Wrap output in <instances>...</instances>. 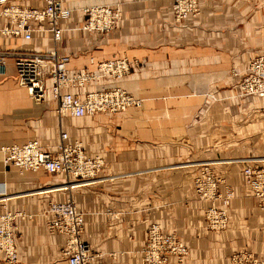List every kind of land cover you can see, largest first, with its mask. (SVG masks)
<instances>
[{"label":"crops","instance_id":"crops-1","mask_svg":"<svg viewBox=\"0 0 264 264\" xmlns=\"http://www.w3.org/2000/svg\"><path fill=\"white\" fill-rule=\"evenodd\" d=\"M57 1L70 9L55 44L58 53L68 55L66 67L92 69L111 57L132 60L128 74L107 86L122 87L140 103L122 111L58 118L50 94L34 103L15 86L12 60L5 59L0 148L36 139L48 149L62 130L81 143L87 156L103 160L93 182L52 190L62 177L4 166L0 150V190L15 214L16 264H67L59 256L61 238L46 230L49 215L43 213L48 201L66 196L83 214L80 236L93 254L91 264H141L149 224L184 245L180 257L169 255L164 264H230V257L242 252L264 262V217L242 184V164L226 161L264 158V97L245 109L247 124H237L239 114L230 117L229 108L217 99L223 94L220 88L233 86L246 60L264 52V0H198V12L180 22L173 21L170 0ZM6 3L39 8L44 2ZM94 4L120 10L111 32L79 29L82 8ZM9 25L0 16V28ZM53 46L46 31L33 32L28 41L0 33V50L6 52H43ZM210 93L218 97L208 100ZM181 157L220 159L213 167L223 178L219 187H229L234 195L225 206L192 198L197 169L172 164ZM210 206L225 211L222 228L206 225L204 213Z\"/></svg>","mask_w":264,"mask_h":264},{"label":"built area","instance_id":"built-area-1","mask_svg":"<svg viewBox=\"0 0 264 264\" xmlns=\"http://www.w3.org/2000/svg\"><path fill=\"white\" fill-rule=\"evenodd\" d=\"M43 2L39 8H29L0 0V16L11 24L0 28L2 35L28 41L33 32L46 31L54 44L51 49L43 52L29 49L14 52L0 50V72L5 59L11 58L14 68L12 81L15 86L24 89L27 98L34 103L44 101L47 93L50 94L56 103L55 113L58 118L63 116L82 118L96 113L137 107L140 103L138 98L131 96L122 87L107 86L124 78L133 61L125 57H111L96 62L92 69H68L66 67L68 55L58 53L55 44L60 39L61 23L70 16V9L62 6L57 0ZM170 6L175 22L184 20L197 10L195 0H172ZM118 12L117 8L106 4L86 6L82 8L83 20L79 29L98 34L106 33L115 26ZM45 66L51 68L45 70ZM241 75L243 78L239 88L242 90L244 88L243 96L263 98L264 55L248 58ZM0 150L4 166H14L19 172L41 169L47 174L62 177L63 180L52 190H68L93 182L96 172L103 164L99 156H87L81 143L69 140L62 130L59 131L57 141L48 149L38 140L30 139L19 145L1 147ZM235 161L242 164L240 170L242 184L264 217V158L251 156L230 160ZM221 183L222 179L219 176L217 178L212 176L206 168L194 180L196 190L202 191L204 196L201 199L219 201L221 206H225L230 199L229 193L220 199L210 197V192ZM6 199L4 190H0V261L4 264H16L18 256L13 224L15 214L7 209ZM43 213L49 215L44 222L46 230L61 238L59 256L67 264H91L93 254L80 236L83 214L76 208L71 197L48 201ZM16 216L21 215L17 213ZM204 218L209 228H222L227 219L223 208L215 206L207 208ZM141 252V264H164L169 255L180 257L185 249L173 234L162 233L157 224H149ZM244 262L264 264L262 260L252 257L249 253H235L230 257V264Z\"/></svg>","mask_w":264,"mask_h":264},{"label":"rangeland","instance_id":"rangeland-1","mask_svg":"<svg viewBox=\"0 0 264 264\" xmlns=\"http://www.w3.org/2000/svg\"><path fill=\"white\" fill-rule=\"evenodd\" d=\"M172 3V0H170V5ZM195 3H196V6H197V10L194 12L197 13L198 12V0H195ZM112 7V6H111ZM171 7V6H169ZM116 8V7H114ZM170 9V8H169ZM118 14H117V19H116V23H115V26L109 30L108 32L106 33H103V34H100V35H104V34H107L109 32H111L115 27H116V24H117V21L119 20L120 16H121V13H120V10L118 9ZM171 13V11H170ZM173 13H171L172 15ZM81 27V26H80ZM83 32H87V31H84V30H81ZM90 32V31H89ZM256 55H264V52L262 53H259V54H256ZM255 56V55H253ZM252 57V56H251ZM244 70V68H243ZM241 70V71H243ZM242 72L240 74L238 73H235V77H238L236 78L233 86L232 85H226L225 87H222L220 88L218 91L220 90H223V94H221V97L217 98L221 101L222 105H224L226 108H229L227 111L228 113H230V117L233 118V115L234 113L236 112L237 114H239V117L238 119L236 120V123L239 124V122L241 121L242 123L244 122L245 124H247V121H248V118H249V111L245 110L247 109L251 103H258V102H261L263 101L262 98H252V96H243L245 94L244 92V88L243 90L239 88V85H240V82L242 81V78H243V75H241ZM241 75V76H240ZM239 79V80H238ZM243 87V85H242ZM241 92V94H240ZM215 97H218L216 96L214 93H210L209 96H208V100L212 99V98H215ZM264 99V98H263ZM216 100V99H214ZM234 109V111L232 110ZM199 118V117H197ZM200 119V118H199ZM197 119V120H199ZM240 122V123H241ZM247 128V127H246ZM231 130H233L234 128L233 127H230ZM261 129L263 130L264 127H261ZM236 130H240V129H237ZM247 129H245L244 131H241L242 133H247ZM232 158H227L226 161H228L229 163H231L229 160H231ZM223 160V159H221ZM220 161L219 158H209V159H200V160H190L188 158H184V157H181L180 159L178 160H175L174 162H172L173 165H177V166H183V165H186L187 167L189 168H195L197 169V173L196 175H194V177L192 178V190L190 191V194L192 196V198H204V196H202V191H197L196 190V187L194 186V180L197 176L200 175V173L202 171H204V169L206 168V170L212 175V176H216V173L215 171L213 170L214 166H216V162ZM205 162V163H204ZM209 162V163H208ZM212 162V163H211ZM187 164H190V165H187ZM212 167V168H211ZM219 177L221 179H223L220 175ZM220 185H217V188H215L214 191H211L210 192V197L213 198V199H220V198H223L224 195L227 193L230 194L229 198L231 199L234 195H233V191L232 189H230L229 187H226V188H221L219 187ZM247 193V192H246ZM251 197V196H250ZM202 200V199H201ZM263 215V213H262ZM161 231V230H160ZM2 264H4L2 261H0Z\"/></svg>","mask_w":264,"mask_h":264},{"label":"bare ground","instance_id":"bare-ground-1","mask_svg":"<svg viewBox=\"0 0 264 264\" xmlns=\"http://www.w3.org/2000/svg\"><path fill=\"white\" fill-rule=\"evenodd\" d=\"M18 256V255H17Z\"/></svg>","mask_w":264,"mask_h":264}]
</instances>
